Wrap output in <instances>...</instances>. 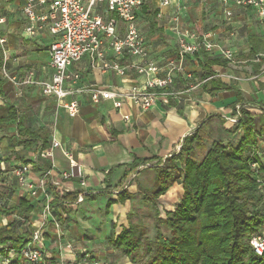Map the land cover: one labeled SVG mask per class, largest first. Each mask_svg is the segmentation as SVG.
Wrapping results in <instances>:
<instances>
[{
  "label": "crops",
  "instance_id": "crops-1",
  "mask_svg": "<svg viewBox=\"0 0 264 264\" xmlns=\"http://www.w3.org/2000/svg\"><path fill=\"white\" fill-rule=\"evenodd\" d=\"M233 1L230 0L229 5L232 14L227 16L225 6L218 0H172L164 7H159L158 0H141L137 22L144 38L146 58L158 66V70L149 76L162 77L169 64L173 65V81L166 88L172 93L169 100L173 103H165L159 98L151 107L142 109L127 98L120 107H115L111 98L93 101L87 91L89 88L127 91L142 84L146 76L131 68L123 75L113 70L101 71L92 65L88 55H84L67 67L70 77L64 81V87L71 92L64 100L76 99L79 104L78 112L69 116L56 97L42 94L38 85L23 83L30 70L36 79L50 78L48 46L54 37L47 29H39L28 36L25 32L27 20L22 13L23 0H0V16L4 17L0 35L5 37L4 72L8 75L3 76L0 70V180L11 177L13 181L10 193L14 199L8 207L17 205L21 198L29 201L33 205L28 218L32 229L39 224L46 229L45 264H75L82 252L90 253L91 258L101 264H140L109 244L128 225L131 213L140 214L141 206H151L136 194L137 171L154 165L157 159L176 154L184 137L209 116L231 115V103L236 99L237 90L244 98L242 104L250 102L256 107L264 104V62L255 68L257 56L251 58L249 55L253 42L260 47L259 54L264 56V18L258 17L255 9L238 7ZM143 5L158 9L155 27H151L143 15ZM92 11L105 19L110 15L104 3H96ZM175 15L178 16L176 22L173 20ZM184 30L193 31L200 38L202 34L210 33L211 39L218 40L219 44L227 41L236 44L234 41L237 40L241 46L237 49L236 61L211 66L216 77L224 83H232L234 88L210 93L201 87L200 74L204 70L201 52L205 50L200 49L196 55L180 60L177 37ZM117 33H124V24L119 20ZM105 49L109 58H116L111 49L106 46ZM208 55L222 58L209 52ZM117 59L124 66L139 60L129 53ZM74 74H77L76 78ZM9 105L15 109L22 128L37 131L45 137L48 146L40 153L37 146L41 140L37 144H28L26 136L24 139L18 136V120L8 117ZM238 136L232 135L230 139ZM54 140L68 150L76 166L69 165L60 147L52 146ZM150 157L153 158L150 162L127 171V165L133 159ZM24 163L31 164L27 176L33 183L43 179L44 167L50 164L49 176L45 179L59 180L60 184L55 186L57 191L77 194L87 191L81 201H51L52 216L61 223L59 239L53 223L42 221L46 194L38 190V196H33L19 186L11 174L14 166ZM62 172H70V175L63 178ZM81 179L85 180L84 186L80 185ZM123 190L132 197L119 201L118 195ZM181 195V184L174 183L158 198L160 215H163V209H173ZM108 200L112 203L106 208ZM7 216L8 221L15 222L21 217L18 211ZM66 243L72 247H64Z\"/></svg>",
  "mask_w": 264,
  "mask_h": 264
},
{
  "label": "trees",
  "instance_id": "trees-1",
  "mask_svg": "<svg viewBox=\"0 0 264 264\" xmlns=\"http://www.w3.org/2000/svg\"><path fill=\"white\" fill-rule=\"evenodd\" d=\"M157 12L158 9L152 5L142 6V13L151 27L156 25ZM259 50L260 47L251 42L249 55L251 58L257 56L255 68L264 62ZM201 58L203 89L214 93L234 88L232 83H224L216 77L211 68L213 64L225 65L229 62L227 59L211 57L206 51L201 52ZM4 66L3 49L0 46V70ZM236 94V99L231 103L232 114L235 113V105H242L244 100L240 90ZM172 103L168 100V104ZM258 106L257 111L241 107V116L230 124L220 115L209 116L184 137L176 154L163 160L157 159L154 165L137 171L136 194L153 208L152 226L155 235L152 239L148 237L143 215L133 212L128 218V225L109 241L110 246L140 264L264 263V256H255L248 243L249 234L264 223V191L259 190L256 182L257 177H264V154L260 159L255 153L258 139L264 140V104ZM177 111L181 113L180 108ZM8 117L18 120L11 105ZM20 124L18 120L17 133L20 138L26 136V143L37 144L41 140L40 146H37L38 153L48 146L45 137L37 131L22 128ZM235 134L239 135L237 139H230ZM249 151L253 153L252 156ZM152 159L135 158L127 165V171ZM250 159L259 163L256 173L250 169ZM50 167V164H46L44 171ZM141 173L146 175L143 177ZM126 175L127 172L123 178ZM174 183L181 184V198L173 209L164 210V214L160 215L158 198ZM46 185L53 194V203L75 201L77 198L75 192L57 191L48 179ZM118 197L119 201H124L131 198L132 194L123 190ZM111 203L108 200L106 208ZM32 209L33 205L22 198L17 205L0 208L3 214L18 211L21 216L19 221L7 220L4 225H0L2 254H6L8 248L18 249L28 242L33 230L28 222ZM20 224L26 225L19 229L17 225Z\"/></svg>",
  "mask_w": 264,
  "mask_h": 264
},
{
  "label": "built area",
  "instance_id": "built-area-1",
  "mask_svg": "<svg viewBox=\"0 0 264 264\" xmlns=\"http://www.w3.org/2000/svg\"><path fill=\"white\" fill-rule=\"evenodd\" d=\"M187 1V0H182ZM225 6V14L230 16L232 11L229 7L230 0H218ZM104 3L107 12L110 14L107 18L93 13V7L96 3ZM172 0H158L159 7L169 5ZM141 0H23L22 13L27 20L25 32L32 36L39 29H47L54 37L48 46L49 61L48 66L51 69L49 79H36L33 71H28L23 83L38 85L44 95L54 96L61 101L69 116H74L78 112V101L76 99L64 100L71 92L64 87V81L70 77L67 67L80 60L84 55L92 59V65L101 69V71L113 70L123 75L127 68H131L139 75H145L146 79L140 85H134L127 91H110L102 88H89L91 99H114V106L120 107L124 99H130L140 108L146 109L155 104L160 98L167 103L172 93L166 88L172 83L173 65L169 64L167 72L162 77L149 76V73H155L158 66L146 58L144 38L137 22V8ZM234 5L238 7H251L255 9L260 18H264V0H234ZM1 5V3H0ZM113 16H112V15ZM124 24V33H117V21ZM173 20L176 22L178 16ZM4 17L0 16V23ZM175 29L177 26H173ZM189 39H193L192 41ZM5 37L0 35V46L3 49L4 57ZM108 47L116 58L107 56ZM178 55L182 60L186 55L193 56L200 49L232 61L233 51L222 47L218 42L211 39L210 33H204L201 38L193 31L184 30L179 32L177 37ZM125 53L138 57V61H133L124 66L119 63V57ZM3 76L8 77L1 69ZM75 78L77 74L73 75ZM13 79V77H9ZM240 104L235 105V113L225 116L226 120L234 123L241 116ZM259 108V106H257ZM258 147L255 153L262 158L264 154V141L258 139ZM52 146L60 147L62 153L67 157L71 167L76 166V162L69 155L67 149L62 148L58 141H53ZM252 156V152H248ZM30 163L16 165L11 169V174L19 186L27 189L33 196H38V190L46 194V200L42 206L43 220H50L55 228V235L59 239L61 233V223L58 218L52 216L51 201L52 192L47 188V179L49 170L44 171L43 179L33 183L27 176ZM250 169L256 173L259 170V163L256 160H249ZM70 172H62V177L67 178ZM49 182L55 187L60 184L59 180L48 178ZM256 182L260 191H264V177H257ZM80 185H85V180H80ZM49 191H48V190ZM118 192V191H116ZM87 193L82 190L77 194V201H81ZM67 202V201H64ZM46 229L43 224L34 225L28 242L21 248H8L6 254L0 252V264H45V252L47 243L45 238ZM248 243L253 253L257 257L264 256V223L261 228L253 231L248 236ZM64 247L71 248L70 243L64 244ZM75 264H101L99 261L91 258L90 253L82 252L77 257ZM264 264V263H262Z\"/></svg>",
  "mask_w": 264,
  "mask_h": 264
},
{
  "label": "rangeland",
  "instance_id": "rangeland-1",
  "mask_svg": "<svg viewBox=\"0 0 264 264\" xmlns=\"http://www.w3.org/2000/svg\"><path fill=\"white\" fill-rule=\"evenodd\" d=\"M242 40H243V43L245 44V41H244V39L242 38ZM217 42H219L218 40H217ZM233 42V41H232ZM232 42H229V41H227V42H223V43H221L220 42V45L222 46V47H224V48H228V49H230L231 51H233V53H234V57H233V60L232 61H229L230 63H233V62H235L236 61V57H237V49H238V47H240L241 45H239V43L237 42V40H235L234 42H236V44H234V43H232ZM236 47V48H235ZM183 63V62H182ZM3 74V73H2ZM242 106L243 107H246V108H248V109H250V110H255V111H257L258 110V108L256 107V105L254 104V103H246V104H242ZM232 115V114H231ZM230 116V115H229ZM224 119H225V117L224 116H222ZM206 121V120H205ZM227 121V124H230L231 122H229V120H226ZM227 124H225V125H227ZM214 125V127H215V123L213 124ZM228 139V138H227ZM260 140H262V139H260ZM262 141H264V140H262ZM1 172V171H0ZM13 184V181H12V178L11 177H8V178H6V180H0V189H2V190H0L3 194H1L0 195V208H8V206L9 205H11L12 204V202H11V200H13L14 199V196H12L11 195V185ZM7 189H9V191L7 192ZM12 192H14V194H15V189L14 190H12ZM138 212L141 214V215H143V217H144V222L146 223V225H147V234H148V237L150 238V239H152L153 237H154V235H155V230H154V228H153V226H152V220H153V214H154V212H153V208L151 207V206H149V205H146V206H141L140 208H139V210H138ZM162 213L164 214V209H163V211H162ZM8 219V216L7 215H5V214H3V213H1L0 212V225H4L5 223H6V220ZM128 224V223H127ZM25 225L26 224H20V225H17V227H21V229L23 228V227H25ZM127 226V225H126ZM20 227H19V229H20ZM163 231H164V233H166L167 231H166V229L165 228H163ZM47 263V262H46ZM260 264H262V263H260Z\"/></svg>",
  "mask_w": 264,
  "mask_h": 264
}]
</instances>
